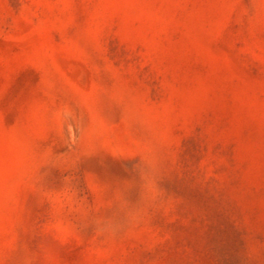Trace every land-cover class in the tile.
Returning <instances> with one entry per match:
<instances>
[{"label":"rangeland","instance_id":"rangeland-1","mask_svg":"<svg viewBox=\"0 0 264 264\" xmlns=\"http://www.w3.org/2000/svg\"><path fill=\"white\" fill-rule=\"evenodd\" d=\"M0 264H264V0H0Z\"/></svg>","mask_w":264,"mask_h":264}]
</instances>
